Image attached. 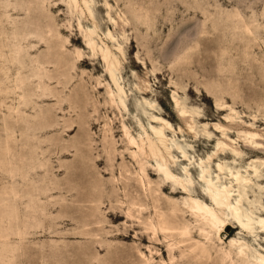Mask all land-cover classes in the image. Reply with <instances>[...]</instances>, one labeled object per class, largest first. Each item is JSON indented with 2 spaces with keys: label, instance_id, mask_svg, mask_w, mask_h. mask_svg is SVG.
<instances>
[{
  "label": "rangeland",
  "instance_id": "374dc122",
  "mask_svg": "<svg viewBox=\"0 0 264 264\" xmlns=\"http://www.w3.org/2000/svg\"><path fill=\"white\" fill-rule=\"evenodd\" d=\"M86 1L0 0V264H225L238 237L248 255L262 250L264 234L244 237L231 215L211 241L186 212L179 225L209 256L181 252L190 243L155 236L128 203L140 194L151 202L129 136L147 141L163 118L172 127L160 151L173 156L168 164L189 193L227 187L244 213L264 218V155L242 146L250 131L264 145V0ZM101 48L116 58L124 105ZM207 64L211 76L202 75ZM218 141L241 155L226 148L217 157ZM153 165L146 168L164 211L172 201L186 209L187 194L158 190ZM230 171L249 182L236 184Z\"/></svg>",
  "mask_w": 264,
  "mask_h": 264
},
{
  "label": "bare ground",
  "instance_id": "6f19581e",
  "mask_svg": "<svg viewBox=\"0 0 264 264\" xmlns=\"http://www.w3.org/2000/svg\"><path fill=\"white\" fill-rule=\"evenodd\" d=\"M84 1L85 3H87L86 0ZM70 2H72L75 5V7L78 6V0H70ZM79 24H80V27H82L81 23ZM92 34H93V30H89L87 32V29H86L87 45L91 48H94L93 39L91 37ZM101 51H102L103 59L106 64L107 73L109 77L112 79V81L114 82V84L116 85L118 96L121 102L120 104L124 105V100L121 98V93H123L124 91L121 85L119 84L117 76L115 74L116 58L115 59L112 58V55L110 54L108 49L105 50L101 48ZM82 61H85V60L83 59ZM208 66L209 67H207L206 69L204 68V71H202L203 76H211L214 74V66L212 65L213 66L212 67L210 66V64ZM200 67L202 66L200 65ZM218 75L220 77L219 80L226 81L227 79L226 73L222 72L221 74H218ZM241 88L243 90L242 86ZM220 92L223 95L226 93L224 89L220 90ZM109 94H110V97L112 98V101L115 102L116 95H115L114 90H112L110 86H109ZM232 96H230L231 99L233 98ZM234 99L235 98H233L232 100ZM234 101L236 102V100ZM220 105L223 106L224 104H220ZM176 106H178L177 116L180 119L186 120L187 123L190 124L188 122V119H189V116L187 115L188 110L185 109V107L180 106L179 104L178 105L176 104ZM221 110H223V108H221ZM228 117H231V116H228ZM154 118H157V117H154ZM157 120L164 124V128L172 127L163 118H157ZM215 126L218 129L223 130V126L217 125V124ZM189 127L192 128L191 125ZM164 128L151 127L153 134L148 135L147 141H145V139H141L140 143L134 137L129 136V144L133 145V148H136L132 154L134 157L137 158L138 162L140 163V166H141L140 169L144 175L140 179L139 182L141 186L143 187L144 195L151 199V202L148 201L146 203H142L143 201L141 202V198H140L141 194L138 198H131V200L128 203L130 216L134 218H138L139 220H141V218L145 219L144 220L145 226L150 228L153 231V234L155 236H157L161 232V234L165 238L173 240L175 236L179 235L180 236V239L178 240L179 243H184V244L190 243V244L184 248L179 249L180 248L179 247L177 249H179L181 252H185L184 250L190 249V253L191 252L195 253L198 256L207 255L208 257L209 252L205 246L202 247L199 245V243L193 242L191 244V242L193 241L191 237L192 228L189 225H185L182 228L179 225L178 220L184 218L186 212H189V214L195 219L196 224L193 226V229H199L202 232V234L207 238V240L208 239L211 240L214 234L218 235L219 237L221 231L226 227V225H228L227 215H231V219H233V223L235 225L234 228L240 229V231L244 234V237L250 238L251 236L257 235V233L264 234V218L254 221V219L251 216H249L246 212L244 213L242 210V204H241L242 200L231 198L230 190L227 187L217 188L214 186V189L208 190L207 193H203L200 191L189 193V190L187 189V185L184 183V181L176 178L174 173L177 172V169L174 168V165L170 166V163H172L173 161H170V163L168 164V161L173 156L169 154L171 157L167 158L160 151L159 143L165 146L167 150L169 149L167 148L166 143H165L166 141H165ZM125 132L126 134L129 135L127 129ZM259 136L260 134H258L257 132H251V131L246 132L244 134V139H243V142H244V144L242 145L243 148L247 150L249 153L264 155V145L262 142L258 140ZM217 146H218V150H217V153H215L217 154V157H220L222 154L226 155V153H223V150H225L226 148L230 149L232 152H234L237 155H241V152H239L235 147L223 141H218ZM208 158L210 159L211 156H209ZM145 159H146V162H144ZM152 161H155L156 163V166L153 165L155 166L154 170L157 171L158 173L157 175L160 178V181L159 182L157 181L158 190L163 193L165 190L169 189L170 186H172L173 190L170 191L171 194H178V193L187 194V197H185L182 201L183 204L186 206V209L181 208L180 204L177 201H172L171 202L172 212L168 214L167 212L164 211L165 206L163 207V205L159 202V200H157L156 197L154 196L157 190H154L151 186L152 180L150 176L154 175V172L152 171L150 172L146 168V165ZM259 164L264 165V159H261ZM217 168L219 171H222L224 169V166L221 163H218ZM253 169L255 173L258 172L257 168L254 167ZM229 173L232 179L238 185H240L241 183L247 184L249 182V179L241 175L238 171L236 172L230 171ZM204 181L207 183H211V180H208L205 177H204ZM176 185L178 187H176ZM197 196L203 197V199L205 200L207 204L204 201H200L197 198ZM208 202L210 204H208ZM133 208H136L138 213L141 214L140 217H137L134 215ZM254 223H258V226L255 227ZM255 229H259V232ZM232 232H234V229L231 230V233ZM238 238L230 239L229 250L224 251L222 253L223 261L229 262L225 264H235V262H239V264H264V248L262 250L256 249L254 253L251 254L250 256L246 252V249L249 248L247 241H245L244 239H238ZM219 239H221V237H219ZM173 245L174 243L169 244L171 249L174 248Z\"/></svg>",
  "mask_w": 264,
  "mask_h": 264
}]
</instances>
